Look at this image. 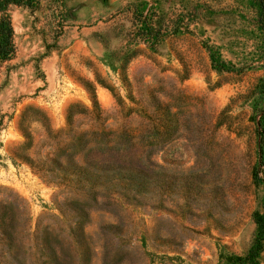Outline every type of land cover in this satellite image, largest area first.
Returning <instances> with one entry per match:
<instances>
[{
	"label": "rangeland",
	"instance_id": "1",
	"mask_svg": "<svg viewBox=\"0 0 264 264\" xmlns=\"http://www.w3.org/2000/svg\"><path fill=\"white\" fill-rule=\"evenodd\" d=\"M10 14L16 54L0 73V264H46L73 234H84L89 264H247L240 259L264 203L259 0H41L34 12L12 6ZM143 20L162 41L144 40ZM28 107L44 112L53 135L69 128L71 111L73 131L90 144L132 132L154 164L150 189L85 194L45 181L14 155L60 158L63 143L41 122L23 121ZM110 224L118 231H105Z\"/></svg>",
	"mask_w": 264,
	"mask_h": 264
},
{
	"label": "trees",
	"instance_id": "2",
	"mask_svg": "<svg viewBox=\"0 0 264 264\" xmlns=\"http://www.w3.org/2000/svg\"><path fill=\"white\" fill-rule=\"evenodd\" d=\"M260 18L264 25V0H259ZM12 6H19L31 10H38L41 6V0H0V73L3 64L12 60L16 54L14 42V25L10 14ZM142 35L146 42L159 43L163 40L161 32L151 22H141ZM220 69H225V63L216 64ZM99 81V78H98ZM95 99V91L89 87ZM29 110L32 114H27ZM33 111L39 116L34 117ZM262 120L264 125V109ZM73 114L69 113L68 123L69 128L65 131L57 132L53 135L48 126L47 118L44 112L38 108L28 107L23 114V121L30 123L31 121L41 122L46 128L50 137L57 139L58 143H63V154L60 158L47 156L46 158L33 159L28 154L23 156L14 155V158L19 157L30 165V167L39 174L48 183H53L57 186H71L76 190H80L85 194H98L96 187L103 188L104 191L119 193L120 189L126 190L136 188L141 191L150 189L152 180V167L154 164L142 150H139V143L134 139L135 135L127 130H113L105 132L109 140L104 144L90 142L84 140V135L79 136L76 131H73L72 123L74 121ZM73 131V133H71ZM22 132L27 140V150L33 143L32 134L27 126H22ZM61 132H66L69 136H62ZM261 137V156L259 167L261 173L264 174V129H262ZM52 135V136H51ZM125 138V143H117L111 145L116 139ZM76 150V147H80ZM64 157V160H62ZM82 158L78 161L77 158ZM264 184V176H258ZM160 188H164V179L158 182ZM254 221L256 223V233L248 253L243 260L247 264H260L258 260L259 254L264 251V203L262 211L254 213ZM119 226L110 224L104 227L107 232L115 233ZM72 239L68 243V247L63 249L61 243H56L54 254L49 257V262L46 264H89L90 258L88 255L89 247L84 234L76 236L73 234ZM73 252V253H72ZM77 257H79L77 259Z\"/></svg>",
	"mask_w": 264,
	"mask_h": 264
}]
</instances>
